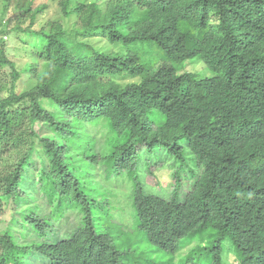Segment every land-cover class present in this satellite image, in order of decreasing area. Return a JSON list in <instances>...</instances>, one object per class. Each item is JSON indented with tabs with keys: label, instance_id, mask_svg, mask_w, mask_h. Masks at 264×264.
<instances>
[{
	"label": "trees",
	"instance_id": "1",
	"mask_svg": "<svg viewBox=\"0 0 264 264\" xmlns=\"http://www.w3.org/2000/svg\"><path fill=\"white\" fill-rule=\"evenodd\" d=\"M2 1L28 23L0 24V214L22 204L37 151L49 213L33 204L12 216L0 264L29 251L50 264H173L192 244L182 264H222L226 240L235 264H264V0H52L67 27L38 29L48 4ZM11 32L29 39L26 63L7 56ZM188 61L202 72L185 71ZM160 149L180 165L168 200L141 183L142 151ZM182 168L196 176L180 201ZM118 180L131 185L126 217ZM67 212L76 228L47 244L50 221Z\"/></svg>",
	"mask_w": 264,
	"mask_h": 264
},
{
	"label": "rangeland",
	"instance_id": "2",
	"mask_svg": "<svg viewBox=\"0 0 264 264\" xmlns=\"http://www.w3.org/2000/svg\"><path fill=\"white\" fill-rule=\"evenodd\" d=\"M89 1H101V0H89ZM48 4V8L43 12L42 16H38V22L36 23L35 29L43 26L48 20H59L62 24L67 27L68 21L62 17L59 9L57 7L56 1L52 0H35L34 7L39 5ZM14 3L10 4L7 11H4V3L0 0V24L8 21V28L11 29L16 23H19L21 27L26 26L28 21H21L13 12ZM215 23V21H213ZM5 46L7 56L14 61L16 64L26 63L31 58V52L26 44L29 39L24 37L23 34L16 35L11 32L1 36ZM88 43L96 46L102 50H113L120 51L121 49L116 46H111L104 40L91 39L87 41ZM26 44V45H25ZM184 70L193 73H201L203 66L201 63L195 61H188L184 64ZM3 71V78L9 76V69L5 68ZM28 77V74L22 75V82ZM129 80H123L122 82H129ZM35 130L39 135H44L45 129L36 125ZM96 139L95 151L98 155L102 154L103 142H102V130L96 128L95 130H90ZM185 146V143H182ZM139 165L142 170L141 183L144 186L146 192H150L160 198L168 200L173 190L175 183L174 172L179 169L180 165L175 160H173L164 150H156L153 155H148L145 151H142L140 155ZM191 165V164H190ZM41 169V160L38 155V151L34 153L25 169L24 180L22 182V192L24 194V199H22L21 205H14L10 203L8 208L0 214V231L10 224L11 218L15 213H19L20 210L25 209L27 206H32L33 204H39L41 210L44 214H48L49 210L45 206L44 201L41 199L38 189L36 187L37 174ZM181 187L178 193L179 200L183 201L185 195L190 190V185L194 182V177L196 176V171H192L190 168H182L181 171ZM131 185L125 180H118L114 183L113 188L119 194V197H124L121 199L120 206L125 210V217L128 215L129 207L127 205L128 201L125 196L128 194ZM27 203L25 204V202ZM127 202V203H126ZM73 212L65 213L64 217L58 221H50L49 226L46 228V243L53 245L62 240L68 239L71 233L76 228L78 223V218ZM126 219V218H125ZM128 219V217H127ZM129 222V221H127ZM189 245L175 254L173 264H182L186 254L189 252L191 247ZM161 255V254H159ZM162 256V255H161ZM222 264H235L234 248L229 240H226L222 244ZM162 259V258H161ZM160 259V260H161ZM165 259V258H164ZM23 264H50V262L42 257L39 253L29 251L23 257Z\"/></svg>",
	"mask_w": 264,
	"mask_h": 264
}]
</instances>
